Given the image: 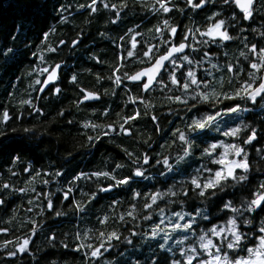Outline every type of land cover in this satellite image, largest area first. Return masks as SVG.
<instances>
[{
  "label": "clouds",
  "instance_id": "obj_1",
  "mask_svg": "<svg viewBox=\"0 0 264 264\" xmlns=\"http://www.w3.org/2000/svg\"><path fill=\"white\" fill-rule=\"evenodd\" d=\"M28 2L0 34V264H264V0Z\"/></svg>",
  "mask_w": 264,
  "mask_h": 264
},
{
  "label": "trees",
  "instance_id": "obj_2",
  "mask_svg": "<svg viewBox=\"0 0 264 264\" xmlns=\"http://www.w3.org/2000/svg\"><path fill=\"white\" fill-rule=\"evenodd\" d=\"M60 2L62 3L63 0H60ZM81 3H83V0H81ZM5 5V3H4ZM3 5L2 10L0 12V34H3V29L6 28L3 38L5 40V42L7 41V35L10 34L11 30L14 27V21L17 20L20 16H29V15H35V13L33 12L32 9V5L29 4L28 0H9L8 1V6L5 7ZM59 6V5H58ZM72 9H70L71 11ZM44 15L42 17L44 23L47 22V18L50 15V13H48L47 9H43ZM87 15V10L83 11V12H78L76 13L72 18L75 19L76 21H82L84 16ZM38 19L40 18L39 16L37 17ZM58 19V17L54 18L51 23L55 24L56 20ZM104 19L103 14H100L97 17V24L94 26V30H100L99 29V24L102 23ZM139 19L142 18H137L136 22L139 21ZM155 22V17L150 18L149 20L145 21L144 23V27H150L152 23ZM186 22V16L181 18V26L182 24ZM46 30V29H45ZM72 27L71 25H57L56 27V32L59 33V35L55 36L54 38L59 41L61 38H63V33L67 32L69 37L72 36ZM178 33L180 32L179 29ZM74 35V32H73ZM94 36V32L93 30L89 31V34L87 36H82L81 41H78V44L83 47L84 44L89 43L88 40H92L93 44L89 47V51L94 50V49H99L100 47H105L108 49V51L101 53V58L107 57L108 55L114 53L116 51L115 46L114 45H110L107 42H100V41H95L93 39ZM181 36V35H180ZM44 39L43 35H39L34 41L30 40L28 41V43L31 45L32 51L35 52L36 51V45L39 44L40 40ZM70 42V41H69ZM66 45H60V48H65ZM29 57L30 60L28 61V66L30 67L31 65H34L37 60L36 57H33L31 55V53H29ZM49 59L55 58V54H48ZM80 65L78 64L77 67H79ZM84 67H91L92 70L94 72H103L104 68L106 66L102 65L103 67H99L96 66V64H90V63H84L83 65ZM28 68H26L25 66H21L20 68H18L15 73H14V77L15 76H21V79L18 81L19 84V88L23 89L25 87V82H26V78L21 75L23 72L27 71ZM13 77V82H16L15 79ZM43 78V77H42ZM41 78V79H42ZM66 82V81H65ZM51 87L47 90L50 91ZM11 86H9L8 92H11ZM8 92H4V93H0V112H2L5 107L7 106L10 111H9V116L11 117V119L13 121L16 120V116L19 115V113L16 112L15 108H12L10 105H7V96H8ZM67 98H71V93H68ZM58 105H53L52 108L49 110V115L52 114V111L57 109ZM25 111H29L27 108H25ZM35 115V114H33ZM134 115V114H133ZM23 119V117H21ZM30 122V121H29ZM133 122L135 123L136 120L135 118L133 119ZM105 139V137H101V140ZM97 143L99 144L100 141H97ZM17 147V145H10L9 148H15ZM118 151V150H116ZM119 158H122V154H120ZM45 164V160L43 158L38 159V161L35 164V168L30 171L29 173H24L22 179H21V183L23 179H27L29 178L30 175H34L36 171H39V173L41 174V176L45 179H47L48 177L46 175H44L45 171H50V169L48 167H42V165ZM8 165H4L3 167L6 168ZM91 165H89L88 167H90ZM75 173L73 172L72 175H74ZM15 179V178H14ZM67 179H71V176H68ZM37 189L38 190H42V186L37 185ZM71 201V197L68 198V202ZM16 204H21L22 206H26L27 205V199L25 198L23 201H21L19 199V197L11 199L8 201V206L6 209L3 210V215L5 218H7L8 215L11 214V209L16 205ZM23 210V207L22 209ZM29 227H31V225H29ZM75 252L70 253V255H75Z\"/></svg>",
  "mask_w": 264,
  "mask_h": 264
},
{
  "label": "flooded vegetation",
  "instance_id": "obj_3",
  "mask_svg": "<svg viewBox=\"0 0 264 264\" xmlns=\"http://www.w3.org/2000/svg\"><path fill=\"white\" fill-rule=\"evenodd\" d=\"M180 35H181L180 32L178 33V30H177V32H176L175 35L173 36V39L175 40L176 43H179L180 39L182 38ZM72 36H73V30H72ZM137 39H139V38L137 37ZM88 42H89V40H88ZM138 46H139V45H138ZM96 66L103 67L102 65H96ZM42 79H43V78H42ZM81 95H83V94H81ZM69 99H70V98H69ZM40 106H41V108H44V107H45V105H44L43 103H42ZM65 115L67 116L68 114L66 113ZM44 118H46V117H44ZM126 127H127V125H126ZM46 173H48V171H45V172H44V175H45Z\"/></svg>",
  "mask_w": 264,
  "mask_h": 264
},
{
  "label": "water",
  "instance_id": "obj_4",
  "mask_svg": "<svg viewBox=\"0 0 264 264\" xmlns=\"http://www.w3.org/2000/svg\"><path fill=\"white\" fill-rule=\"evenodd\" d=\"M8 1H9V0H8ZM4 3H5V0H0V12H1V10H2V7H3ZM43 79H45V78L43 77ZM43 79H42V81H43ZM53 83H54V82H50L49 84H46V85H45V89H46V91L52 86Z\"/></svg>",
  "mask_w": 264,
  "mask_h": 264
},
{
  "label": "snow or ice",
  "instance_id": "obj_5",
  "mask_svg": "<svg viewBox=\"0 0 264 264\" xmlns=\"http://www.w3.org/2000/svg\"><path fill=\"white\" fill-rule=\"evenodd\" d=\"M161 3H164V0H161ZM165 11H167V8H165ZM5 118H7L6 117V115H5ZM135 118V115H133V116H131V117H126L125 119H134ZM35 175H41L40 173H37V174H35ZM123 182V181H122Z\"/></svg>",
  "mask_w": 264,
  "mask_h": 264
}]
</instances>
